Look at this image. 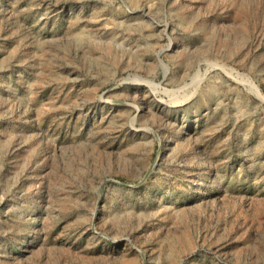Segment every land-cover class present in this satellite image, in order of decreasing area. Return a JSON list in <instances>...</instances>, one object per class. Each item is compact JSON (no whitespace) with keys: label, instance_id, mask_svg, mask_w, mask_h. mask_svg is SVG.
Masks as SVG:
<instances>
[{"label":"rangeland","instance_id":"374dc122","mask_svg":"<svg viewBox=\"0 0 264 264\" xmlns=\"http://www.w3.org/2000/svg\"><path fill=\"white\" fill-rule=\"evenodd\" d=\"M0 264H264V0H0Z\"/></svg>","mask_w":264,"mask_h":264}]
</instances>
